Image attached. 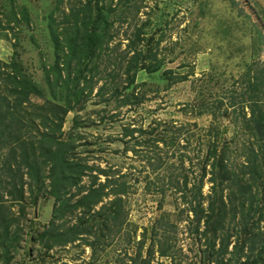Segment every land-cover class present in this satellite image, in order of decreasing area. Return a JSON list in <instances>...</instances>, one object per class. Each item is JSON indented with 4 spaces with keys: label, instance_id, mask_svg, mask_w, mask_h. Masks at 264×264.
<instances>
[{
    "label": "rangeland",
    "instance_id": "374dc122",
    "mask_svg": "<svg viewBox=\"0 0 264 264\" xmlns=\"http://www.w3.org/2000/svg\"><path fill=\"white\" fill-rule=\"evenodd\" d=\"M93 32L103 38L91 51ZM259 94L264 0H0V160H15L9 174L0 166V264H216L222 234H202L183 189L197 186L212 139L239 172L259 142L245 121ZM49 135L82 168L60 217L46 178L30 203L34 163H18V144L30 145L45 175L36 146ZM88 190H99L90 211L69 207ZM258 226L264 238V217Z\"/></svg>",
    "mask_w": 264,
    "mask_h": 264
},
{
    "label": "trees",
    "instance_id": "16d2710c",
    "mask_svg": "<svg viewBox=\"0 0 264 264\" xmlns=\"http://www.w3.org/2000/svg\"><path fill=\"white\" fill-rule=\"evenodd\" d=\"M85 31L90 32L91 29L87 28ZM91 38L93 41L89 46H91L90 48H92V51L99 46L103 35L96 37L94 33L90 39ZM136 62L137 59L134 57L131 64H135ZM12 85L13 87L8 88L7 90L11 94L22 93L24 96L22 97L25 98L22 90L17 88L18 86L16 84ZM251 96L252 94L249 95V99ZM19 100H22V98ZM257 104H263V108H260ZM248 109L250 115L245 119V121L253 126L255 138H257L259 142L257 141L254 144L256 148L251 146L253 143H246L248 153H246L243 157L244 162L238 164V166L245 168V170L250 173L249 179H245L242 176V174H245L244 170H241L240 168L241 171L239 170L238 172L230 162L228 165V156L225 153V148L221 149L219 153L216 154L215 142L212 139L210 142H207L206 153L201 160L202 165L200 166L197 186H191L190 189H183L185 194L182 195V198L184 202H186V193L188 192V211H190L193 215L195 223L197 224L201 219H203L204 230L202 231V234H205L207 231H210L212 235L217 231H220L222 234V239H220L218 249L214 252L216 255L214 256L216 264H221L222 256L225 254H230V256L226 259L229 264H264V238L262 237L258 226V223L264 217V95H260V98L256 97L255 100H250L248 102ZM214 137H217V135ZM44 143H47V146H44ZM63 146L65 147L63 148ZM18 148V153L21 155L19 156L20 160H18L19 164L24 163L26 166H29L30 162L33 161L34 163L29 166L30 175L33 174V177L27 184L28 200H30L31 204L35 202V199L39 197L40 188H34L31 186L39 183L40 185L43 184L42 180L46 178V185L48 187L47 193L52 196L57 203L54 213L56 212L57 214H55L58 217L62 216V208L66 206L68 199L60 202V196L64 193V190L68 186H74L77 184L80 176L82 175V168L79 167V171H74L73 166L70 165L69 161L65 157L64 149L68 148V142L52 138L50 135L45 139H38L36 149H40V155L44 153L42 161L43 164H49V168L47 169L48 171L45 175H39L38 171L34 170L36 163L34 162V157L36 154L31 151L30 145L19 143ZM11 152L12 154L15 153L13 148ZM207 161H209V164H206ZM12 163H15L14 159L9 161L8 159L1 157V172L5 170V172L9 174L12 169ZM206 165H208V169L205 168ZM102 172L103 171H101V173ZM205 173L208 175L206 178L207 182L211 184L210 192L203 196L201 195L200 189L202 179L204 178V175H206ZM102 174H104V172ZM8 177L10 178V176ZM183 178L185 186V177ZM9 182L14 183L11 178ZM252 185L261 187V197L257 196L258 191L251 192ZM224 188L228 189L226 202L221 196ZM98 191H86L83 196H79L78 199L74 201L73 205L69 207L74 210L80 209L81 212L90 211L91 206L98 201L99 197L95 195ZM8 194L11 195V192ZM11 198L14 199L13 195H11ZM23 199V191L18 190L17 200ZM203 199H206L207 201L205 206L202 205ZM233 199L236 200V203H233ZM227 201L230 204L229 206H226ZM227 210L230 212V218H234L235 214L238 213V222L230 227L232 230L231 233H229V230L225 226V216L227 215ZM254 214H256L255 217ZM162 231V235L167 232L165 228L162 229ZM231 234L235 236L236 240L231 251H228L227 246L229 244V238L232 237ZM154 236L157 235L153 233V237ZM89 245L94 246L93 243ZM159 254L166 255V249L160 247Z\"/></svg>",
    "mask_w": 264,
    "mask_h": 264
}]
</instances>
